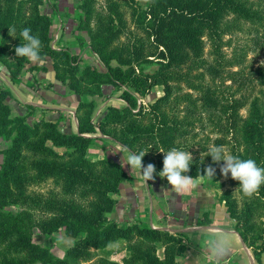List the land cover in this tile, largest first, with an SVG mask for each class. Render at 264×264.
<instances>
[{
	"label": "trees",
	"instance_id": "trees-1",
	"mask_svg": "<svg viewBox=\"0 0 264 264\" xmlns=\"http://www.w3.org/2000/svg\"><path fill=\"white\" fill-rule=\"evenodd\" d=\"M105 1L92 26L84 14L77 15L89 27V46L98 57L97 65L81 63L78 74L83 71L94 86L101 82L123 86L122 103L108 104L103 116L94 120L93 101L80 100L78 132L67 133L55 121L40 120L30 126L26 115L10 116L0 99V136L8 141L0 149L1 195L23 207L14 212L0 206V264H177V256L185 249L180 234L137 221L118 223L109 217L115 204L112 192L130 174L120 162H93L85 157V148L94 139L108 137L135 154L144 152L143 166L152 163L158 172L163 152L189 151L193 160L185 175L197 177L209 166L220 173L223 161L213 163L209 150L223 146L225 135L230 134L231 155L254 159L264 167V113L243 140L252 147L249 154L248 146L241 150L234 140L239 100L233 90L215 81L231 63L223 50L225 34L249 27L255 33L262 29L264 36V0H146L144 7L131 5L129 17L116 0ZM47 25L36 0H0V56L9 45L8 34L14 32L19 45L26 27L40 38L41 49H53ZM57 51L53 53L61 64L78 63L77 53ZM154 61L157 67L146 71L144 64ZM68 84L80 93L95 91L70 78ZM158 84L163 87L160 95L147 105L138 102V95L143 97ZM47 140L53 147L72 150L61 158L64 154L47 145ZM45 154L49 161L37 158ZM25 157L30 158L29 168L19 162ZM31 168L40 177H52L58 189L47 193L14 189L12 184ZM242 199V217L237 216L244 219L245 229L237 228L259 262L264 251V184L251 198L242 194ZM228 200L225 205L233 215L235 200ZM35 226L44 233L63 228L75 239L59 257L33 240ZM248 226L257 234L247 239ZM118 239L125 240L129 250L122 262L95 257V248Z\"/></svg>",
	"mask_w": 264,
	"mask_h": 264
},
{
	"label": "rangeland",
	"instance_id": "rangeland-1",
	"mask_svg": "<svg viewBox=\"0 0 264 264\" xmlns=\"http://www.w3.org/2000/svg\"><path fill=\"white\" fill-rule=\"evenodd\" d=\"M36 1L39 11L47 17L48 35L50 39L49 45L54 50L50 48H48L45 51L44 48L40 50V55L43 58L44 63L30 62L27 60V58L17 57L15 54V48L19 45H23L25 41L23 40V42H21V44L18 45L15 42L14 32H12L8 34L9 45L4 50L3 54L0 56V71L4 72L7 78L13 82H18L22 78L26 79V81L29 83L30 86H39V85L50 86L53 85L54 82L62 83L68 92L77 94V98L79 99L77 105L80 100L93 101L96 107L98 106L99 100H102L103 102L110 101L112 104H115L113 103L114 99L112 100V98L120 97L122 90L124 88L123 86L119 87L111 82H101L98 86H94L86 80L85 75H83L84 74L83 71L80 72L81 74H78V69L81 63H89L91 65L98 64V57L96 53L92 51L96 56L97 59L96 62L85 61L83 60L81 50L79 49L70 50L68 46L66 47L64 46V48L63 47L55 48L53 46V42L55 41V39L60 36L59 33H57V35L54 36L55 30L57 29L58 31L59 28H57L54 25L55 17L53 15L52 9L58 10L59 7L57 6V4H59L60 7H65L66 6L65 1L63 0H36ZM116 1L119 3L120 8L124 11L127 17H129L131 5H136L139 7H144L146 5V0H116ZM105 5H106L105 0L75 1L73 5V7L75 8L74 11L75 13L73 17L74 20L76 21L75 30L78 31V29H80L84 31L83 32L84 34L86 33L85 36L83 34L81 35L74 34L73 32V35H78L77 38L80 42L83 39L82 36H85L87 37V43L89 45L88 29L90 26H92V23L94 21V16L97 13L96 11L104 8ZM68 7L69 6L67 5L63 10V14L60 13V15L69 18L71 12L67 10ZM80 13L84 14V17H87L89 19L88 20L89 27L83 26V24H81V20L77 16ZM260 31H261L260 33H255L251 28L244 27L243 29L238 30L234 33L225 34L224 36L225 45H223V50L225 52L226 57L231 60V63L229 64V66L225 67V70H223L220 76L215 78V81L219 83L222 87H224L226 90L229 91L233 90L234 97H236L239 100L240 103L238 109L239 117L236 125L234 140L239 144V148L241 150L244 147L248 146L243 141L245 136L251 135L253 133L252 128L254 126L257 117H259L261 113H264V36H263V30L260 29ZM57 50H59L60 52L64 50V51H68L69 53L71 52L77 53L78 63L61 64L60 58L56 54L54 55L53 53V51L58 52ZM205 51L207 53L209 51L208 44L205 47ZM47 59L49 60L51 59V62L47 63L46 62ZM61 67H63L64 69L62 70ZM156 67H157L156 61L152 63L144 64V69L146 71H152ZM49 68L52 69V71L54 72L52 78H47L45 76V73H47V70H49ZM69 78L70 81H76V83H78L79 85L80 84L81 85L87 84L85 86L90 85L93 87V89H95V91L93 92L87 91L84 93H80L77 90H75L70 84H68ZM162 89H163L162 85L159 84L153 85L149 93H147L143 97L138 95L137 100L138 102L147 105L149 102H151L154 98H156L158 95H160L163 92ZM10 95H11L10 90L0 82V99L3 103L7 104L9 108L10 116L26 115L25 122L30 126H33L36 122L40 120H49L44 117L32 118L31 117L32 111L29 108V106H27V109H25L24 112L15 113L16 111L14 109L13 104L9 103L7 100L8 96ZM97 96H101V98L99 99ZM106 103H104L105 105L103 104L105 107L108 105ZM104 110H102L101 112L99 110V114L98 115L96 114V117L95 118L93 117V119L99 120L103 116ZM229 135L230 134L225 135V143L223 144V148L225 150V154L231 155L230 154L231 138H229ZM49 142L50 141L47 140L46 142L47 145H51ZM7 143L8 141L4 137L0 136V149H2ZM115 145L122 146L118 142L112 139H106L103 140V142H99V138H97L86 146L84 155L93 162H96L100 159H107L110 161L119 162L116 159L117 158L116 153H114V155L113 153L109 154V151H111V149L112 151L115 149L114 148ZM51 147L60 154H64L61 155L62 156L61 158L67 157L65 155V151L72 150V148L67 149L64 146L53 147L51 145ZM247 149H248V153L250 154L252 147L248 146ZM37 158L48 161L51 159L46 154L42 155L41 157L39 156ZM1 161H2V152L0 150V162ZM19 162L24 163L25 165H27L28 168L31 165L29 157L22 158L20 159ZM224 163L225 162L223 161V164ZM23 176L24 178L19 179L18 183L12 184L14 189L16 190L22 189L25 191H35V192H43V193H47L49 191L58 189V186L54 184V180L52 177L50 176H45L44 178L40 177L38 170L34 168H31L27 173L23 174ZM25 176H30L32 179L27 180L25 179ZM207 183L208 186H211V190L214 193V197L216 201H218L219 203H227L228 200L227 198H229L228 202L231 200L233 201L235 200L234 203L236 205L237 212L232 215L227 210L228 214L230 216L231 221L235 224L234 226L237 230L239 228L245 229V224L242 223L244 219L243 218L240 219L238 217V216L242 217L241 208H243V199H242V193L239 189V184L236 183V180H233L231 178L230 173L228 177H225L220 172V173H215L214 177L208 179ZM1 192L4 191L0 186V206L2 209L12 210L14 212L23 209L20 203L13 202L9 196L1 195ZM110 211H108V215L111 218L109 214ZM124 223H128V222H124ZM237 226L239 228H237ZM244 234L247 239L252 238L257 234V230L253 228H249L248 226V230ZM32 237L34 241L48 246L49 249L59 257H63L65 255L66 248L75 239L74 236L67 234L63 230V228H60L58 230L49 233H44L41 232L37 226L33 227ZM158 250L161 251V247L158 248ZM94 254L95 257H104L111 260L122 262L123 259L129 254V250L126 248V241L122 239H118L116 241L109 242L104 247L95 248ZM30 264H41V263L35 261Z\"/></svg>",
	"mask_w": 264,
	"mask_h": 264
},
{
	"label": "crops",
	"instance_id": "crops-1",
	"mask_svg": "<svg viewBox=\"0 0 264 264\" xmlns=\"http://www.w3.org/2000/svg\"><path fill=\"white\" fill-rule=\"evenodd\" d=\"M63 1L69 6L67 10L71 14L69 18L60 15L63 14L66 6L60 7L59 4H57L58 10L52 9L55 17L54 25L59 28L58 31L55 30L54 36L57 33L60 36L55 39L53 46L55 48L68 46L70 50L79 49L83 60L96 62V56L87 43L86 33L84 34L80 29L75 30L73 5L76 0ZM73 32L85 35L82 36L83 41L80 42L78 35H73ZM46 62L50 63L51 59H47ZM53 74L54 72L49 68L45 76L52 78ZM0 82L11 92L7 100L13 104L15 113L24 112L29 106L32 118L44 117L55 121L63 132H78L76 105L79 99L77 94L68 92L62 83L30 86L23 78L18 82L11 81L2 71H0ZM97 97L101 98V96ZM113 99V103L123 102L120 97ZM106 102L99 100L98 106L94 105V118L99 114V110L101 112L106 108L104 103H111ZM104 112L105 110L103 114ZM106 139L110 138L101 137L99 142ZM114 148L109 154L116 153V159L124 165L130 177L120 183L117 191L112 192L115 204L109 212L111 218L118 223L137 221L180 234L185 249L177 256V264H207L208 252L205 250L204 239L209 235H216L228 243V253L220 259L228 260L231 264H264V251L261 253L260 261L257 262L251 248L246 245L231 221L225 203L216 201L211 186H208L207 178L202 175L193 177L191 185L176 192L166 178L158 175V171L153 173L155 177L153 180L146 182L138 170H130V166H125L123 158L133 152L123 146L115 145ZM159 252H162V248Z\"/></svg>",
	"mask_w": 264,
	"mask_h": 264
},
{
	"label": "clouds",
	"instance_id": "clouds-1",
	"mask_svg": "<svg viewBox=\"0 0 264 264\" xmlns=\"http://www.w3.org/2000/svg\"><path fill=\"white\" fill-rule=\"evenodd\" d=\"M30 32L31 29L27 27L21 31L20 35L25 43L15 48V54L17 57L27 58L30 62L44 63L40 55L41 41L38 37L31 35ZM163 153V167L158 175L161 178H166L168 184L176 192H180L193 183V177L185 175L190 171V164L193 160L192 154L177 148H172ZM144 155V152L131 153L123 159L125 166H130V170H138L147 182L155 178L153 173L156 169L152 163L146 167L143 166L142 158ZM208 155L211 156L213 163L225 162L220 168L221 174L228 177L230 173L231 178L239 182V189L244 196L251 198L264 184V167L258 166L254 159H241L239 156L225 154L223 146L212 147ZM215 173L216 169L209 166L204 170L202 176L211 179ZM204 243L206 245L205 250L208 252V264H216L220 258L228 253L227 241L216 235H209L204 239ZM214 257L218 259H213Z\"/></svg>",
	"mask_w": 264,
	"mask_h": 264
},
{
	"label": "built area",
	"instance_id": "built-area-1",
	"mask_svg": "<svg viewBox=\"0 0 264 264\" xmlns=\"http://www.w3.org/2000/svg\"><path fill=\"white\" fill-rule=\"evenodd\" d=\"M208 264V263H207ZM216 264H231L228 260L225 259H219Z\"/></svg>",
	"mask_w": 264,
	"mask_h": 264
}]
</instances>
